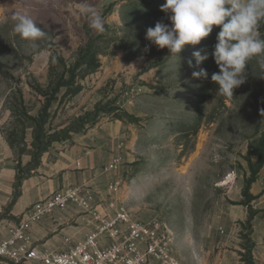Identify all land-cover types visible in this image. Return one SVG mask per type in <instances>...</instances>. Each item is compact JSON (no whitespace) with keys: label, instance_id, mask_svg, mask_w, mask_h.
I'll use <instances>...</instances> for the list:
<instances>
[{"label":"rangeland","instance_id":"1","mask_svg":"<svg viewBox=\"0 0 264 264\" xmlns=\"http://www.w3.org/2000/svg\"><path fill=\"white\" fill-rule=\"evenodd\" d=\"M78 2L0 0V192L15 177L17 195L31 162L52 144L86 135L110 143L103 201L114 198L137 219L158 217L183 258L226 249L219 244L232 233L248 254L251 223L264 221V199L254 202L252 194L257 182L264 193L259 58L249 61L234 95L218 94L215 37L187 45L180 56L146 39L157 22L171 27L159 0H89L106 20L104 33L89 27ZM17 13L47 32L36 47L14 31ZM195 51L208 57L200 65L207 78L192 75ZM96 54L97 68L84 64ZM113 184L118 191L110 194ZM242 207L247 225L236 229ZM258 232L263 243L264 228Z\"/></svg>","mask_w":264,"mask_h":264},{"label":"crops","instance_id":"2","mask_svg":"<svg viewBox=\"0 0 264 264\" xmlns=\"http://www.w3.org/2000/svg\"><path fill=\"white\" fill-rule=\"evenodd\" d=\"M89 128V127H88ZM100 128L89 130L97 132ZM112 143V151L115 150ZM110 143L106 141H95L88 136L75 138L72 142L52 144L47 151L43 152L37 162H31L28 173L20 181L19 191L15 195V177L9 186L5 183L3 187H10L5 192H0V241L5 239L9 230L19 223L25 211L34 203L41 201L51 193L62 189H92L97 193L99 201L106 200L101 184L104 182L105 174L103 167L111 160L107 152ZM259 189V183H254L252 194L258 197L256 201L264 199V193ZM10 204L9 210L7 205ZM256 208V207H255ZM7 210V211H6ZM239 220L233 225L236 229L246 226L247 208L242 207L238 211ZM87 218L82 215L76 205H71L66 211H57L53 215L43 218L32 225L29 234L33 247L40 251H63L76 242L85 239L90 228L87 226ZM264 228V221H253L251 223V244L246 253L245 247L241 245L243 240L239 234L228 235L224 245L227 248L219 252L192 254L183 258L178 254L182 264H264V242H260L259 230ZM228 233V232H227ZM25 264H42L37 261H28Z\"/></svg>","mask_w":264,"mask_h":264},{"label":"built area","instance_id":"3","mask_svg":"<svg viewBox=\"0 0 264 264\" xmlns=\"http://www.w3.org/2000/svg\"><path fill=\"white\" fill-rule=\"evenodd\" d=\"M110 168H114L111 163ZM110 194L118 184L110 186ZM76 205L90 228L85 239L63 251H40L33 247L29 231L33 224L57 211ZM0 258L13 264H182L174 249V236L158 217L141 220L114 198L99 201L90 189L55 191L34 203L0 241Z\"/></svg>","mask_w":264,"mask_h":264},{"label":"clouds","instance_id":"4","mask_svg":"<svg viewBox=\"0 0 264 264\" xmlns=\"http://www.w3.org/2000/svg\"><path fill=\"white\" fill-rule=\"evenodd\" d=\"M76 7L88 19L91 29L97 33L106 31V20L89 0H79ZM161 11L168 14L171 27L157 22L147 29L146 39L160 49H168L170 55L180 56L187 45H199L207 38L213 26L220 27L213 52L219 72L211 76L218 85V94L234 95L246 82V68L253 58H259V66L264 69V38L258 30L264 21V0H165ZM13 19L14 31L33 47L47 36L30 16L17 13ZM193 56L198 68L193 71V77L207 78V71L200 67L207 55L195 51ZM189 64L192 65L191 60Z\"/></svg>","mask_w":264,"mask_h":264},{"label":"trees","instance_id":"5","mask_svg":"<svg viewBox=\"0 0 264 264\" xmlns=\"http://www.w3.org/2000/svg\"><path fill=\"white\" fill-rule=\"evenodd\" d=\"M165 3V0H159V9L161 8L162 4ZM108 29V27L106 26V30ZM220 27L219 26H213V31L212 33L207 37H215V43H217V35L218 33L220 32ZM259 30L260 32L264 33V21H261L260 24H259ZM206 39V38H205ZM92 47V45H90ZM60 61L63 63V59H60ZM84 64H92L95 68L98 67L99 65V62H98V59H97V54L94 55L93 59L91 61H85ZM60 87H62L63 85H59ZM253 182V181H251Z\"/></svg>","mask_w":264,"mask_h":264}]
</instances>
